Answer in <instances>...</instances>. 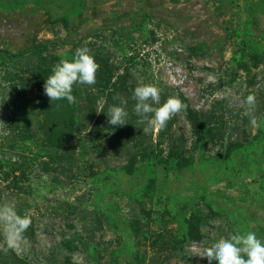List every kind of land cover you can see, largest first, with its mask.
I'll use <instances>...</instances> for the list:
<instances>
[{
    "label": "rangeland",
    "instance_id": "obj_1",
    "mask_svg": "<svg viewBox=\"0 0 264 264\" xmlns=\"http://www.w3.org/2000/svg\"><path fill=\"white\" fill-rule=\"evenodd\" d=\"M39 45L60 59L86 46L111 78L102 94L83 85L82 159L38 166L17 190L8 174L27 132L13 110L37 88L28 74ZM141 81L161 90V104L176 96L187 109L143 134L132 98ZM121 83L128 115L111 128ZM249 94L258 127L243 114ZM0 121V208L31 221L19 235L0 222V264H208L195 255L220 237L264 241V0H0Z\"/></svg>",
    "mask_w": 264,
    "mask_h": 264
},
{
    "label": "trees",
    "instance_id": "obj_2",
    "mask_svg": "<svg viewBox=\"0 0 264 264\" xmlns=\"http://www.w3.org/2000/svg\"><path fill=\"white\" fill-rule=\"evenodd\" d=\"M73 46H77V42ZM38 49L39 54L34 55L39 57V68L28 74L29 77H32L31 80L37 85V88L22 91L24 101L13 110V117L16 122L18 118H24V129L27 132V136L23 140L27 145V154L19 153L16 155L8 174L13 179L12 187L16 186L17 190L23 186L20 184V180H26L27 175L38 166L46 171H51L57 167L74 166L84 156L83 147L87 141L85 137L80 138L86 128L89 113H91L88 105L84 102L87 89L79 84L73 86V95L76 97L74 104L70 105L66 100L51 102L44 94L43 85L46 78L52 74L53 66L61 59L56 55L40 54L41 45L35 48V51ZM73 57L74 55H71L66 59L71 60ZM94 58L100 65L94 85L97 86V93L102 94L103 87L109 83L111 74L107 72L106 61L102 59L100 54H94ZM127 76L130 79L134 78L130 71L127 72ZM26 78H24L25 81ZM102 82L105 83L100 85ZM123 86L124 84L121 83L111 90L112 106L118 105V93L126 92L127 89L125 90ZM34 110H36L37 116L31 118ZM113 127L116 126L111 128ZM155 157L157 164L163 163L164 160L160 158V155L157 154ZM143 173L146 175L145 192L152 195L158 186L155 172L146 164ZM176 214L186 219L183 207H178ZM177 224H180L179 220Z\"/></svg>",
    "mask_w": 264,
    "mask_h": 264
},
{
    "label": "clouds",
    "instance_id": "obj_3",
    "mask_svg": "<svg viewBox=\"0 0 264 264\" xmlns=\"http://www.w3.org/2000/svg\"><path fill=\"white\" fill-rule=\"evenodd\" d=\"M99 67L90 49L86 46L79 47L71 60L61 59L53 66L52 74L46 78L43 85L44 94L51 102L66 100L68 104H74L76 97L73 95V86L94 85ZM132 98L136 101L133 109L135 114L142 117L141 123L146 124L143 134L164 129L169 120L187 109V105L176 96L168 97L161 104V90L153 84L142 81L135 87ZM256 103V96L253 94H249L244 100L243 114L249 117L252 127L259 126L254 114ZM154 105L159 106L154 107ZM100 112L103 111L97 113ZM106 114L108 124L112 126L126 124L125 118L128 113L125 107L110 106ZM0 222L12 226L17 235L23 233L31 223L28 217L17 216L14 209L8 206L0 208ZM195 256L207 258L208 264H212V261L218 264H264V241L257 238L255 232H238L229 234L227 238L220 237Z\"/></svg>",
    "mask_w": 264,
    "mask_h": 264
}]
</instances>
